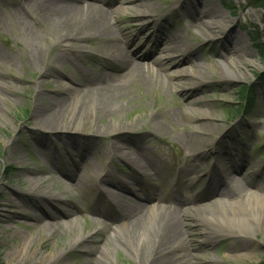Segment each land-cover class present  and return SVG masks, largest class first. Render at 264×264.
<instances>
[{
	"label": "rangeland",
	"instance_id": "obj_1",
	"mask_svg": "<svg viewBox=\"0 0 264 264\" xmlns=\"http://www.w3.org/2000/svg\"><path fill=\"white\" fill-rule=\"evenodd\" d=\"M129 1L66 2L82 9L95 4L108 13L118 12L124 28V50L132 57L134 53H150V56L140 61L144 69L135 75L127 64L109 57L113 55L112 51L99 40L88 42V51L82 54L74 52V61L86 69L81 82L88 77H102L105 84L110 85L117 75L130 74L127 80L132 81L133 86L130 94L115 104L111 115H104L102 122L97 124L98 130L88 125V129L79 130L81 132L73 127L59 131L57 135L36 128L34 115L47 102L38 94L55 96L57 88L66 83L44 75V72L51 71L50 53L60 49L55 41L60 34L58 25L65 1L0 0V264H21L11 260V253L22 249L32 239L37 241L30 245L27 257L34 251H41L46 259H50L52 254L63 252L79 230L93 232L94 236L85 249H75L58 264H95L91 259L98 248L108 250L105 258L110 263L112 261L111 264H139L126 245L117 252L109 248L114 244L112 235L103 227L115 228L125 224L112 221L120 214H126L125 208L100 196L89 184L66 186L76 165L79 168L92 165V169H96L97 174L90 184L94 185L110 171L126 187L129 184L130 190L145 198L186 201V205H180L184 211L191 208L193 212L197 211L194 205L197 196L201 195L205 202L211 200V203L215 195L224 199L226 190L234 191L243 207L246 206V202H242L245 191L258 192L264 198V80L259 77L264 76V11L249 7L247 0H185L183 7H177L180 0H146L156 5V11L144 19L136 18L138 9L143 8L130 5ZM220 2H226L233 12L224 11ZM210 7L218 12L219 17L215 20L223 24L220 33L208 27L207 23L213 18L203 15ZM161 16L166 18L165 22H159ZM254 38H261V52L253 42ZM156 43L157 49L153 47ZM177 43H182V49L187 51L188 58L183 67L199 71L205 85L193 87L192 91L172 87L174 80L164 74V68H169V65L162 68L159 62L166 64L171 59L178 51ZM39 50L45 52L47 59L41 68H35L26 55ZM237 51L239 54L234 55ZM177 56L181 60L186 59L181 54ZM239 60L245 63L239 65L243 75L233 80L224 79L227 71L221 65L225 62L234 65ZM154 69L155 74H152ZM60 70L71 72L69 64H64ZM200 80L199 77L181 78V82L188 85ZM39 82L43 84L37 85ZM245 86L253 87L255 94L252 105L247 106L249 112L241 96ZM194 101L204 103L206 107L194 105ZM200 110L219 121L216 130L215 126L211 129L208 122H203L204 128L213 132L208 140L212 145L197 162L194 150L186 147L182 138L185 129L190 130L197 125V121L188 120L186 114L195 116ZM244 112L246 114L242 115ZM109 126L119 127V136L124 137L127 146L135 147L130 155H148L159 168L166 172L174 170L166 177L141 176L132 163L112 158L111 147L107 143L114 136L104 131ZM156 127L161 128L159 134L154 133ZM15 146L21 153L19 156H16ZM62 147L75 149L78 157L79 154H88V164L85 162L81 166L79 158H72ZM45 148L51 151L48 157L43 152ZM232 165L243 168V177H246L240 178L236 186L219 185L215 189L219 182L214 186V182L206 178L207 172L214 168L213 176L221 179L216 174L220 172L225 181L224 170ZM197 167V174L189 173L190 169ZM32 171L45 182L38 190L40 194L61 198L60 201L66 204L63 207L71 210V213L62 211L68 217H59L54 222L71 225L63 234H48L46 231L52 222L33 219L40 206L45 204L47 209L54 211L61 204L35 198L28 199L24 207L12 203V200H17L18 192L27 189L32 192L28 175ZM82 171L80 169L76 175H81ZM131 177L136 181H130ZM249 183L253 185L248 186ZM129 198L137 200L132 195ZM144 203L155 209L158 206L157 202ZM163 206L175 205L166 201ZM93 208L98 215L91 212ZM185 223L192 230L191 250L198 255L196 264H209L211 257H216L218 264H264V229L257 228L247 240L230 237L214 247H204L206 235L202 230L207 226H195L188 218ZM260 226L264 227V219ZM70 229L76 231L70 232Z\"/></svg>",
	"mask_w": 264,
	"mask_h": 264
},
{
	"label": "bare ground",
	"instance_id": "obj_2",
	"mask_svg": "<svg viewBox=\"0 0 264 264\" xmlns=\"http://www.w3.org/2000/svg\"><path fill=\"white\" fill-rule=\"evenodd\" d=\"M62 11L60 13V23L59 37L56 39L57 47L60 48L59 51H53L49 58V69L50 72H44L46 77H53L54 79H59L65 81V86H59L57 88L55 96H47L38 94L39 97L43 100H46V104L41 106V109L35 111L34 119L36 128H39L43 131L59 134V131H67V129L76 128L79 130H87L88 125L98 130V123L102 122L104 115H111L113 107L121 99L125 98L130 94L131 88L133 86L132 81H128V75H117L112 84L106 85L102 77H88L89 79L84 82H81V77H83L86 69L84 65H80L76 60L73 59V53L82 54L88 51V42H93L99 40L103 42L107 49L112 51L113 55L109 56L108 52L105 54L109 57H112L115 62L127 64L131 73L139 75L144 69V65L141 64V60L149 58V54L138 55L134 53V57L130 56L123 48L125 43L124 28L121 25V20L119 14L116 11L108 13L105 9L97 7V5H92L87 9H82L75 7L70 3H66L70 0H64ZM92 2H98L99 0H91ZM185 0H180L177 7H183ZM130 5H133L138 8H143V10L138 9L136 13V18H149L156 11V5L146 2V0H130ZM225 11V9L221 6ZM204 17H211L210 22H208V27L211 31L217 33L222 32L221 22L215 20L219 17L218 12L215 8L210 7V9L203 14ZM159 22H165L166 18L161 16ZM164 20V21H163ZM170 38V37H169ZM175 40L176 39H172ZM182 43H177L176 53L172 55L167 63L163 62L159 65L163 68L169 65V68H164L166 76L170 80H174L172 87L176 90H187L192 91L193 87L203 86L206 84L204 77H202L199 71H191L188 67H183L184 62L187 60L188 55L187 51L183 50ZM155 49L158 48L156 43L153 46ZM234 49L231 51L233 53ZM246 53V51H244ZM243 53V51L241 52ZM181 54L186 59L180 58L177 55ZM239 54L238 51L234 55ZM244 54V53H243ZM240 57V56H239ZM29 63L37 68H41L43 62H45L46 54L42 50L29 52L26 55ZM180 58V60L178 59ZM67 64L70 65L71 72H62L60 70ZM244 65L245 63L242 60H239V63L233 65L231 62H225L221 65L227 71L224 79L233 80L234 78L241 77L243 74L240 73L239 65ZM120 69V68H119ZM118 69V70H119ZM203 69V68H202ZM238 70V71H237ZM151 73V71L149 70ZM152 74H155V69ZM185 77H196L201 78L199 82L188 85L187 83L181 82V78ZM176 81V82H175ZM43 82H39L37 85L41 86ZM79 87V88H77ZM189 88H192L189 90ZM194 105L206 107L204 103H198V101L192 102ZM195 116H192L190 113L186 114L188 120L194 119L197 121L196 127H193L190 130L185 129L183 133L182 141L186 147L194 150L196 161L199 162L203 156L210 149L212 142L208 140L211 139L213 132L211 130H206L204 128L203 122H208L211 126V129H218L217 118H210L206 112L199 111L195 113ZM118 130L119 127H110L105 128V132L108 135H113L114 139L108 141L107 145L111 147L112 158L116 160H126L135 167L141 176H159L166 177L168 173H171L169 170L166 172L161 167L159 168L148 155H142L140 157H134L129 152L134 150L135 147L130 148L124 142V137L119 136ZM74 131V130H73ZM104 132V133H105ZM161 132L160 127L155 128L156 134ZM105 135V134H102ZM112 136V137H113ZM212 141V140H211ZM49 148V147H48ZM45 148L43 151L44 154L50 156V149ZM68 155L70 154L72 158L78 157L76 155V150L71 148L62 147ZM16 156H19V148L14 147ZM79 162L81 166L88 164L90 159L88 154H79ZM75 159V158H74ZM176 163H179L176 161ZM91 165V164H90ZM227 165V164H226ZM84 166H86L84 168ZM80 167L76 165V169L70 172L69 184L66 183V186H75L89 184L91 187L96 189L97 194L100 196H105L107 200H111V203H115L116 206L125 208L126 214H120L117 218L112 220L113 222H124L120 227H105V230L112 235L113 245L109 246L111 250L117 252L120 247L123 245L127 246V250L130 253H133L138 259L139 264H196L198 260L197 253H193L191 246L193 243L192 239V230L189 229V226L185 223L187 218L195 226L204 225L205 227L202 231L206 235L204 241V247H214L215 244L220 243L225 238H240L242 240H247L246 238L251 237L256 232L257 228L261 230L264 227L260 225L264 219V198L259 195L258 192L246 193L242 200L246 202V206H242L241 202L238 200V197L234 194V191H227L224 199L219 198L218 195L213 197V202L209 203L203 200L201 195L196 197L194 205L197 206V211L193 212L194 209H189L184 211L180 205H186V201L175 199L170 200L167 198L163 199H152L145 198L144 196L130 190L123 184L122 180H118L115 176L108 171L107 175L99 179L97 183L93 182L92 179L96 176V169H92V165H84ZM81 175H76L78 172ZM187 169V168H186ZM185 169V170H186ZM200 169V168H199ZM184 170V172H185ZM198 167L196 169H190L189 173L197 174ZM243 168L240 166L232 165L228 169H225V181L224 176L220 172L219 174L221 179H216L214 174V168L207 172L206 178L214 182V186L217 182L219 185H229L236 186L240 178L243 177ZM30 182L32 183V192L30 189L25 191H20L17 193V200H12L17 207H24L28 203V199L35 198L42 201L56 202L61 206H58L54 211H50L46 208L45 204L40 206L37 209V215L33 219H45L49 220L51 225L46 233L53 235L62 232L68 231V227L71 225H58L57 219L59 217H66L68 214L62 212L65 211L71 213V210L67 207H63L66 204L63 201H60L61 198L56 196H48L45 194H40L38 191L40 188H43L45 182L43 179L37 177V172H29ZM130 181H136L134 177L129 179ZM219 180V181H218ZM56 181V180H55ZM126 184V182H125ZM138 185V183H136ZM253 184L249 183L248 186ZM141 191H144V188H141ZM35 192L34 194L31 193ZM50 193V192H49ZM40 194V195H39ZM134 196L137 200L129 198V196ZM219 198V199H218ZM153 203L157 202V208L151 207L149 204L144 202ZM174 203V207L163 206V204ZM226 201V202H225ZM192 203V202H191ZM148 205V206H147ZM56 207V206H55ZM60 208V209H59ZM124 210V209H123ZM91 212L95 215H98V211L95 208L91 209ZM68 217V216H67ZM108 219V217H105ZM65 219V218H62ZM44 229V228H43ZM42 229V231H43ZM71 230V229H70ZM40 231V233L42 232ZM76 230H71L70 232H75ZM74 233V236L70 239L67 247L63 252L55 253L50 256V259H46L45 253L41 251H34L31 256L27 257L29 247L32 243H35L37 239H32L31 242L27 243L22 249H16L11 253V260L19 261L21 264H58L67 259V254L78 249L80 247L85 249V246L93 238V232H82L81 230ZM89 247V246H88ZM232 249V248H230ZM234 249V248H233ZM108 250L105 248H98L93 252L94 258L91 259L92 263L95 264H111L105 258L108 254ZM23 258V259H22ZM209 264H218L216 257H211Z\"/></svg>",
	"mask_w": 264,
	"mask_h": 264
},
{
	"label": "trees",
	"instance_id": "obj_3",
	"mask_svg": "<svg viewBox=\"0 0 264 264\" xmlns=\"http://www.w3.org/2000/svg\"><path fill=\"white\" fill-rule=\"evenodd\" d=\"M248 1V5L249 7H252V8H255V9H260L262 11H264V0H247ZM224 5L229 8L230 10H232V8L226 3L224 2ZM264 22V21H263ZM253 42L256 44V48L259 52H261L263 50V48H261V46L259 45L260 42H261V38H254ZM260 77V80H264V76H259ZM241 96L244 97L245 99V104H246V107L247 108V111H248V105L251 106L253 101H254V98H255V94H254V88L253 87H244L242 92H241ZM249 112V111H248ZM241 114H246L245 112L244 113H241Z\"/></svg>",
	"mask_w": 264,
	"mask_h": 264
}]
</instances>
